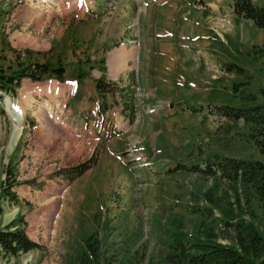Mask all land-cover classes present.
I'll use <instances>...</instances> for the list:
<instances>
[{
	"label": "rangeland",
	"instance_id": "rangeland-1",
	"mask_svg": "<svg viewBox=\"0 0 264 264\" xmlns=\"http://www.w3.org/2000/svg\"><path fill=\"white\" fill-rule=\"evenodd\" d=\"M206 1L151 7L142 0H93L91 15L79 19L59 0L49 9L0 0V76H21L9 93L0 92L1 204L17 207L20 200L2 198L3 188L13 183L10 190L24 207V223L17 224L42 244L15 256L0 253V264H75L89 238L96 240L98 264H120L140 254L142 264H164L176 231L188 239L208 231L234 246L223 237L233 232L224 221L241 218L264 237V212L253 190L237 174L216 167L224 158L264 162L263 135L244 119L215 113L218 107L264 102V29L237 15L233 0L207 2L216 14L200 8ZM249 1L264 6V0ZM167 31L171 53L142 49L137 63L131 44L118 46L124 36L163 43L167 39L154 34ZM159 47L153 46L157 52ZM34 63L62 65V78L73 83L81 71L77 91L59 97L48 89L51 80L31 81L25 75ZM97 78L131 94L138 111L130 125L119 114L118 99L109 97L108 120L95 125L102 133L98 139L82 118L90 117ZM59 86L67 93L65 82ZM25 89L28 96L22 95ZM49 97L68 101L66 120L49 115ZM148 107L156 112L148 114ZM15 111L24 123L13 122ZM94 156L97 164L64 193V168Z\"/></svg>",
	"mask_w": 264,
	"mask_h": 264
},
{
	"label": "trees",
	"instance_id": "trees-1",
	"mask_svg": "<svg viewBox=\"0 0 264 264\" xmlns=\"http://www.w3.org/2000/svg\"><path fill=\"white\" fill-rule=\"evenodd\" d=\"M233 10L237 15L249 19L257 27L264 29V6H256L251 4L249 0H234ZM34 66L25 75L32 80L44 79L43 76L48 73H53V77L62 79L64 74V67L62 65L49 68L46 63H34ZM83 74L81 71L78 73L80 77ZM2 77L4 76H0V78ZM9 81H12L10 77L7 78V82ZM95 86L99 95L103 97L104 104L107 96L110 95L113 98L115 95H118L124 115L129 121L133 120L135 106L131 94L125 96V94H122V88L116 86H113V89L110 83L105 81L104 78L96 79ZM6 87L8 86L4 85L0 80V88ZM216 113L219 115H228L235 119H244L256 125L261 135H263V139L259 141V146L264 155V102L250 107H231L228 109L226 107H218ZM96 164L97 159L94 156L87 161L66 168L67 170H63V173L72 179L94 167ZM216 167L223 174H237V177L249 185L264 212V162L224 158L223 161H217ZM194 168L197 169V167ZM200 171L208 173L206 169ZM5 172H11L10 166H7ZM12 184L8 185V188H11ZM10 188H3L2 198L15 202L18 200V196ZM194 211L197 212L198 207ZM1 212L2 206L0 198V214ZM18 217L0 229V253L2 255L15 256L22 252L42 248V245L28 237L24 227L18 226L17 223H24L22 215ZM224 225H231L233 228L231 235L227 236L226 234L223 237H227L234 246L217 242L208 231L205 232L206 236L204 237L194 235L190 236L189 239L185 237L187 234L176 231L174 233V240L169 245L170 249L163 258L164 264H254V260H257L258 264H264V237L252 222H247L241 218L225 220ZM96 244L95 239L94 243L91 242L90 238L88 240L86 239L87 246L75 257V264H98L94 256L97 250ZM133 259H136L137 264H142L144 256L140 254L136 258L132 257V260L131 258H127L120 264H134Z\"/></svg>",
	"mask_w": 264,
	"mask_h": 264
},
{
	"label": "crops",
	"instance_id": "crops-1",
	"mask_svg": "<svg viewBox=\"0 0 264 264\" xmlns=\"http://www.w3.org/2000/svg\"><path fill=\"white\" fill-rule=\"evenodd\" d=\"M90 4H92V3H90ZM207 5L210 6V7H215L214 4L211 6V4L207 3ZM178 6H179V5H178ZM77 10H79V8H76V11H77ZM212 10L214 11V9H212ZM211 12H212V11H211ZM167 45H168V43L162 44L161 46H163V49H162L161 47H159V48H160L161 50L166 51V52H167V50L171 51V50H172V46H170V45H172V43H170L169 46H167ZM146 52L149 53L150 55L153 54L152 51L149 50V49L146 50ZM140 53H141V50H137V51L135 52L137 61H138V59H139V54H140ZM145 55L148 56V54H145ZM133 57H134V56H133ZM148 57H149V56H148ZM134 58H135V57H134ZM134 60H135V59H134ZM112 61H113V59H111V62H112ZM78 179H79V178H78ZM78 179L74 180L73 183H72L70 186L67 187V189H66V192H67V193L69 192V190H70V188L73 186V184H75V183L77 182ZM63 197H64V196H63ZM16 205H17V207H15V208L10 207V205H8V204H5V205L3 206L2 216H1V218H0V227H4L7 223H9L11 220H13L17 215H19V214H23V213H24V207H23V205H22L21 199H20L19 202L16 203ZM61 206H62V204H60V207H61ZM59 214H60V211H59V213L57 214V217L59 216Z\"/></svg>",
	"mask_w": 264,
	"mask_h": 264
},
{
	"label": "bare ground",
	"instance_id": "bare-ground-1",
	"mask_svg": "<svg viewBox=\"0 0 264 264\" xmlns=\"http://www.w3.org/2000/svg\"><path fill=\"white\" fill-rule=\"evenodd\" d=\"M39 1H41V2H46V1H48V0H39Z\"/></svg>",
	"mask_w": 264,
	"mask_h": 264
}]
</instances>
